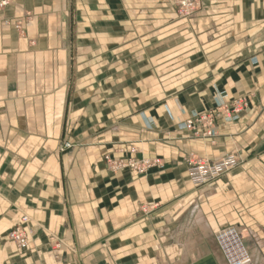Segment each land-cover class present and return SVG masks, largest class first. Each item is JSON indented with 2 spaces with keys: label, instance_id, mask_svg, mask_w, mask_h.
I'll return each mask as SVG.
<instances>
[{
  "label": "crops",
  "instance_id": "obj_1",
  "mask_svg": "<svg viewBox=\"0 0 264 264\" xmlns=\"http://www.w3.org/2000/svg\"><path fill=\"white\" fill-rule=\"evenodd\" d=\"M221 96L248 106L214 138L178 129ZM190 156L238 166L196 187ZM153 158L144 176L109 164ZM226 228L264 264V0H201L187 19L170 0L0 11V264H228Z\"/></svg>",
  "mask_w": 264,
  "mask_h": 264
},
{
  "label": "built area",
  "instance_id": "obj_2",
  "mask_svg": "<svg viewBox=\"0 0 264 264\" xmlns=\"http://www.w3.org/2000/svg\"><path fill=\"white\" fill-rule=\"evenodd\" d=\"M170 2L174 5L178 17L182 19L190 18L201 5V0H170ZM11 3L12 0H0V11L6 9ZM16 28L21 29V25L17 24ZM247 106V102L242 97L225 102L221 96L216 100L213 109L204 113L192 114L189 119L178 125V129L192 133L197 138L211 139L216 135L217 119H222L224 123L234 122L246 110ZM185 163L188 167V178L196 187L203 186L238 166V161L233 156L216 161L190 156L185 159ZM113 164H116V169L131 168L140 175L149 169L163 167L160 158L131 160L126 163H115L114 161ZM26 221L27 218L23 217L21 224L13 228L8 236L9 241L19 250H25L29 244L31 233L28 234L22 227ZM217 240L228 264H254L244 246V237L236 228L221 230L217 234Z\"/></svg>",
  "mask_w": 264,
  "mask_h": 264
},
{
  "label": "rangeland",
  "instance_id": "obj_3",
  "mask_svg": "<svg viewBox=\"0 0 264 264\" xmlns=\"http://www.w3.org/2000/svg\"><path fill=\"white\" fill-rule=\"evenodd\" d=\"M200 7H201V5H200ZM200 9V8H199ZM198 9V10H199ZM197 10V11H198ZM207 112V111H206ZM202 113H204V112H202ZM218 120V119H217ZM217 120H216V122H217ZM189 133V132H188ZM190 135L192 136V137H194L193 136V134L192 133H190ZM195 138H197V137H195ZM67 147V146H66ZM131 160H134V161H140V160H135V159H128V160H126V161H124V160H119V161H115V163H118V162H124V163H126V162H128V161H131ZM114 162H112L111 161V163H109L110 164V167L114 170V171H117V170H122V169H116V164H113ZM124 169H127V170H131L132 172H134V173H136L137 175H140V174H138L137 172H135L133 169H131V168H124ZM153 169V168H152ZM149 170H151V169H149ZM148 170V171H149ZM147 171V172H148ZM147 172L146 173H144V174H141L140 176H144L145 174H147ZM23 217H26V216H23ZM27 218V217H26ZM28 222H29V218H27V221L26 222H24V225H22V227L25 229V231L29 234V233H32V230L30 229V227L27 225L28 224Z\"/></svg>",
  "mask_w": 264,
  "mask_h": 264
},
{
  "label": "water",
  "instance_id": "obj_4",
  "mask_svg": "<svg viewBox=\"0 0 264 264\" xmlns=\"http://www.w3.org/2000/svg\"><path fill=\"white\" fill-rule=\"evenodd\" d=\"M206 261H200L197 264H204Z\"/></svg>",
  "mask_w": 264,
  "mask_h": 264
}]
</instances>
